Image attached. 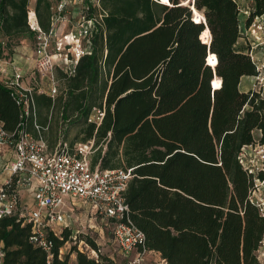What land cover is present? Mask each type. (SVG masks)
<instances>
[{
  "label": "trees",
  "instance_id": "16d2710c",
  "mask_svg": "<svg viewBox=\"0 0 264 264\" xmlns=\"http://www.w3.org/2000/svg\"><path fill=\"white\" fill-rule=\"evenodd\" d=\"M253 1L247 27L264 14V0ZM29 4L0 0V52L2 39L33 38ZM51 4L35 0L43 31L50 27ZM100 5L104 15L92 54L80 59L71 76L56 69L54 99L33 94L36 123L47 126L44 139L54 125L57 142H65L62 132L76 126L73 142L93 141L92 168L131 169L124 193L129 218L144 234L145 249L167 264H257L264 218L250 201L254 176L238 154L247 145L264 146V90L239 89L242 77L258 71L248 53L235 50L237 2L101 0ZM93 109L103 112L98 125L88 122ZM0 122L10 134L20 122V109L2 84ZM24 129L37 136L31 119ZM258 178L264 180V172ZM22 223L14 216L0 220V264H68L72 253L76 264H118L83 235L77 241L98 258L76 245L61 258L70 229L49 232L47 252L30 241L31 227Z\"/></svg>",
  "mask_w": 264,
  "mask_h": 264
},
{
  "label": "built area",
  "instance_id": "2783aa9c",
  "mask_svg": "<svg viewBox=\"0 0 264 264\" xmlns=\"http://www.w3.org/2000/svg\"><path fill=\"white\" fill-rule=\"evenodd\" d=\"M101 0H52L50 27L43 31L32 11L28 12L29 29L34 33V67L32 85H24V73L0 56V84L7 88L20 109V122L14 134L8 133L0 122V220L14 216L31 227L30 241L49 252L51 242L48 233L59 235L70 229L64 207L67 200H77L88 206L91 216L110 221L112 237L128 258L127 264H146L149 252L144 246V234L134 226L128 215L124 193L132 178L131 169L101 170L92 168L93 141L71 148L66 142H58L51 150L43 137L47 130L36 123L33 94L44 93L54 99L58 95L56 69L71 76L84 56L93 51L92 39L102 27L104 11ZM95 9L93 15H89ZM77 19L74 20V14ZM246 17L250 12L243 11ZM255 17L248 26L255 38L261 30ZM257 76L254 90H264V63L255 60ZM8 65L11 66L8 70ZM46 79L45 84L42 82ZM103 112L93 109L88 122L97 125ZM27 119H31L37 136L25 131ZM239 163L254 176V189L250 201L264 218V180L258 178L264 172V146L258 143L242 147ZM71 238L76 240L72 234ZM76 244V243H75ZM77 249L89 258L97 259V251L83 241ZM84 248V250H83ZM3 252L0 248V259ZM257 264H264V238L256 251ZM156 264H167L158 258Z\"/></svg>",
  "mask_w": 264,
  "mask_h": 264
},
{
  "label": "rangeland",
  "instance_id": "374dc122",
  "mask_svg": "<svg viewBox=\"0 0 264 264\" xmlns=\"http://www.w3.org/2000/svg\"><path fill=\"white\" fill-rule=\"evenodd\" d=\"M187 1L189 0H181V2ZM249 2L250 0H246V7L243 9V11H251V5ZM30 10H32V6L29 4V11ZM243 16H245V14H243ZM77 17V13H75L74 20H76ZM34 42L35 40L32 37L25 36L17 40H13L10 43H7L5 39H2L1 44L0 56L4 57L5 60L9 62L8 64L12 63V65H15L21 69L22 73H24V85L26 86L33 84V77L38 81L36 75L34 76L32 74L35 59ZM10 68L11 66L8 65L9 71H11ZM42 82L45 84L46 79H43ZM52 121L53 118H50V122ZM54 127L55 126L53 125V130H50L46 137L50 146L52 147L57 143L58 140V130L55 131ZM78 129L79 128L76 126L66 127L65 131L62 132L65 134L64 141L71 148L75 147V145L77 144H82L81 142H79V140L77 142H73V136L77 134ZM255 136L258 137V133H256ZM65 204V216L67 221L70 223V230L76 237V240H73L71 238L70 242H67L61 248V258L69 255L73 245H79L77 244V237L78 235H83L84 237H90L91 239H93L100 247V251L102 254L107 255L111 258L113 257L112 259H114L118 264H127L128 258L124 256V253H122L118 245L113 240L111 234L112 225L110 221L99 216H91L89 214L88 206L81 201L67 200ZM75 257V253L70 254L68 264H73ZM151 264H156V260L155 263L153 261L151 262Z\"/></svg>",
  "mask_w": 264,
  "mask_h": 264
},
{
  "label": "crops",
  "instance_id": "0c3cea01",
  "mask_svg": "<svg viewBox=\"0 0 264 264\" xmlns=\"http://www.w3.org/2000/svg\"><path fill=\"white\" fill-rule=\"evenodd\" d=\"M238 4L240 13H239V28H240V37L235 44V50L240 53H247L248 50L252 52L255 60L259 63H264V14L259 17L257 23H259L261 30L257 31V37L255 38L250 34V30L246 26V16H243V9L246 7V0H235ZM251 11L253 9L254 1L250 0ZM30 5L32 6V10L34 9L35 0H30ZM256 87V82L253 77H242L239 84V89L241 92H248L253 90ZM58 138V137H57ZM48 142V140H47ZM58 142L52 147L48 142V146L51 150H54ZM113 258V257H112ZM157 258V259H155ZM158 258H161L158 253L149 254V261L146 264H151V262ZM74 263L76 264V257L74 258Z\"/></svg>",
  "mask_w": 264,
  "mask_h": 264
},
{
  "label": "water",
  "instance_id": "95a60500",
  "mask_svg": "<svg viewBox=\"0 0 264 264\" xmlns=\"http://www.w3.org/2000/svg\"><path fill=\"white\" fill-rule=\"evenodd\" d=\"M204 22V21H203ZM208 64V63H207Z\"/></svg>",
  "mask_w": 264,
  "mask_h": 264
}]
</instances>
